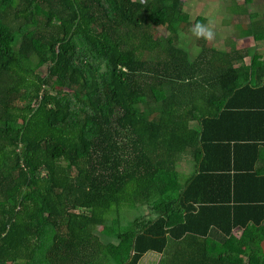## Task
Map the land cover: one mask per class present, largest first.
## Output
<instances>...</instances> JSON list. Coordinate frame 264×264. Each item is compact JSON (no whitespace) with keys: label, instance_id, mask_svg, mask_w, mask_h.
<instances>
[{"label":"trees","instance_id":"1","mask_svg":"<svg viewBox=\"0 0 264 264\" xmlns=\"http://www.w3.org/2000/svg\"><path fill=\"white\" fill-rule=\"evenodd\" d=\"M203 21L183 0H0V264H264V146L225 134L234 98L264 109V62L181 49Z\"/></svg>","mask_w":264,"mask_h":264},{"label":"rangeland","instance_id":"2","mask_svg":"<svg viewBox=\"0 0 264 264\" xmlns=\"http://www.w3.org/2000/svg\"><path fill=\"white\" fill-rule=\"evenodd\" d=\"M184 10L190 15V20H195L197 16L204 18V21L198 25H202L206 32H211L210 38H205L209 46H213L217 49H226L228 47V37L226 25L235 16L240 17L246 10V14H264V0L255 1V4L239 6L236 2L232 0H183ZM197 36L194 32L188 35H182L180 41L181 49L188 51V53L193 54L195 51L199 50V46L196 44ZM193 56V55H192ZM184 155V156H183ZM183 158L178 162V170L180 174V180L183 182L189 177L194 169L193 162L188 159V156L183 154ZM124 215V219L132 220L134 217L140 213L144 216H149L150 211L146 207L141 209H131V208H120ZM124 211V212H123ZM139 212V213H138ZM103 243H109L110 240L101 236ZM156 258V259H155ZM160 257L154 253L147 254L143 257L140 264H157ZM155 260V261H154ZM155 262V263H153Z\"/></svg>","mask_w":264,"mask_h":264},{"label":"crops","instance_id":"3","mask_svg":"<svg viewBox=\"0 0 264 264\" xmlns=\"http://www.w3.org/2000/svg\"><path fill=\"white\" fill-rule=\"evenodd\" d=\"M263 18L262 16L257 18L235 16L231 20L229 19L226 25L228 47L219 50L233 55L234 57H238V55L242 56V58H238L237 64L234 67L235 69L247 70L254 61L258 63L264 62V47L260 46V43H255L253 38L249 36L251 19L259 21ZM231 84L232 81H229L228 86ZM234 101L237 105L241 106V108L238 109L240 110L239 113L229 116L227 124H225V126H227V130H225L227 132H225V134L247 139L252 138L255 140L253 142H258V144L264 146V111H259L264 109H259L260 107H251L256 100L252 95L249 96L248 92L234 98ZM245 161V159H239L241 165L249 163Z\"/></svg>","mask_w":264,"mask_h":264},{"label":"clouds","instance_id":"4","mask_svg":"<svg viewBox=\"0 0 264 264\" xmlns=\"http://www.w3.org/2000/svg\"><path fill=\"white\" fill-rule=\"evenodd\" d=\"M193 32L198 37L200 36H205V38L211 37V32L210 31L206 32L202 25H197L196 28L193 29Z\"/></svg>","mask_w":264,"mask_h":264}]
</instances>
